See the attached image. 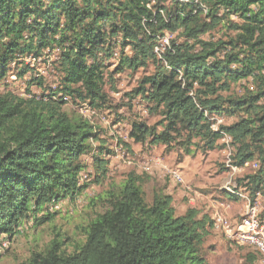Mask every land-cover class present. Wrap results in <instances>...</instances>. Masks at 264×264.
I'll return each mask as SVG.
<instances>
[{"label": "trees", "instance_id": "1", "mask_svg": "<svg viewBox=\"0 0 264 264\" xmlns=\"http://www.w3.org/2000/svg\"><path fill=\"white\" fill-rule=\"evenodd\" d=\"M152 2L0 0V78L12 62H23L19 58L60 49L56 90L44 93L42 79H35L30 83L43 87L41 95H0V241L31 216L37 224L52 220V205L83 192L89 185L80 184L84 154L92 153L97 181L107 175L105 155L113 151L103 144L94 150L98 133L64 109L63 97L108 104L103 66L115 47L108 39L121 32L133 55L122 56L117 70L146 67L152 58L154 71L133 97L143 95L152 112L164 116L160 132L145 121L132 122L135 142L151 136V143L171 144L185 132V145L202 141L213 149L225 132L236 149L233 164L243 166L257 154L264 159V0H172L169 8ZM225 23L233 34L200 38ZM165 31H179L185 41L176 46L172 40V49L158 59L153 42ZM28 72L29 64L22 63L18 74ZM242 79L252 80L254 89L241 96L224 93ZM212 114L238 119L215 130ZM260 172L253 175L254 190L264 179ZM143 181L129 174L107 195L106 210L88 224L86 240L73 252L57 235L45 251H33L20 264H209L203 244L213 221L198 217L193 207L177 215L172 196L163 191L148 203Z\"/></svg>", "mask_w": 264, "mask_h": 264}, {"label": "rangeland", "instance_id": "2", "mask_svg": "<svg viewBox=\"0 0 264 264\" xmlns=\"http://www.w3.org/2000/svg\"><path fill=\"white\" fill-rule=\"evenodd\" d=\"M154 2L155 0L152 5ZM158 4L169 8L172 0H156L155 5ZM203 12L206 14L207 10ZM234 21H237V17H234ZM225 24L227 26L221 24L200 38L217 40L222 36L226 38L227 33L233 34V31L228 29L229 23ZM123 34L121 32L108 39L115 45L112 57L104 58L103 66L108 104L98 107L75 100L69 95L63 97L64 109L73 117L87 120L93 126V131L98 133V140L92 143L94 150L103 144L113 151V154L105 155L109 160L107 175L97 181L92 153L84 154L82 162L85 167L80 172V184L85 182L89 185L76 199L67 198L52 205V211H56L52 220L37 224L35 216H31L19 224L18 232L14 233V236L3 235L0 241V264L22 263L33 251H45L57 235L64 239L67 250L73 252L77 245L86 240L88 224L106 210L107 195L112 190H117L132 173L143 177V188L148 203L152 202L156 191H163L172 196L177 215H182L193 207L198 210V217L207 216L208 222L215 223L214 218L221 215L224 219L227 218V223L233 224L245 216L248 203L253 202L261 204L259 213L264 222V179L261 187L256 189L258 191L254 190L253 183V175L259 171L264 177V159L257 154L245 161L243 166L233 164L236 149L230 134L222 132V137L213 149L203 147L202 141L199 146L185 145V132L181 136L177 135V139L171 144L151 143V136L146 142L138 143L130 136L134 121H145L158 132L165 128V124L162 122L164 116L158 111L152 112L150 102L143 95L133 97L141 79L154 71L153 59H149L146 67L117 70L122 56L133 55V46ZM174 39L177 41L176 46L185 41L179 31H165L154 40V53L158 59H162L164 54L172 49ZM189 42L193 43V40ZM20 60L23 61L21 64L12 62L7 73L0 78V95L8 91L24 98H30L33 94L41 95L43 87L30 83L35 79H42L47 89L44 93L47 94L51 89L56 90L60 86L59 48L46 49L42 56L22 57ZM22 63L29 64V72L24 76L18 74ZM236 67L232 65L233 69ZM249 80L242 79L233 83L231 90L224 93L244 95L246 89H254L252 80ZM58 97L60 95L54 99ZM237 119L238 115L210 116L215 130L220 126H229ZM172 170L181 173L183 183L171 177ZM39 215L43 213L40 212ZM222 231L223 227L218 231L214 224L209 227L204 237L203 250L209 264H264V254L254 246L228 239Z\"/></svg>", "mask_w": 264, "mask_h": 264}, {"label": "built area", "instance_id": "3", "mask_svg": "<svg viewBox=\"0 0 264 264\" xmlns=\"http://www.w3.org/2000/svg\"><path fill=\"white\" fill-rule=\"evenodd\" d=\"M202 9L207 10L206 7H203ZM170 172L171 175H177L180 182L183 183V176L178 170H172ZM259 205L261 204H253V202H249L245 218H241L235 228H227V218L224 219V217L219 215V218L217 219V230L221 231L223 227V234L228 239H237V243L240 240H263L264 245V226H261L259 222L254 220V209H259Z\"/></svg>", "mask_w": 264, "mask_h": 264}, {"label": "bare ground", "instance_id": "4", "mask_svg": "<svg viewBox=\"0 0 264 264\" xmlns=\"http://www.w3.org/2000/svg\"><path fill=\"white\" fill-rule=\"evenodd\" d=\"M31 59V58H30ZM174 180H179V177L177 175H172L171 176ZM248 209V207H247ZM260 210L259 209H254V220L256 222H259V224L261 226H264V223L261 221L260 219ZM246 215V214H245ZM219 218V215L216 216L214 218V221H215V226L217 227V219ZM245 218V216L243 217ZM228 222V221H227ZM237 224H238V221L233 223V224H230V223H227V228H235L237 227ZM234 240V239H233ZM237 239H235L236 241ZM240 242H243V243H247L251 246H254L257 250H259L262 254H264V245H263V240H240Z\"/></svg>", "mask_w": 264, "mask_h": 264}]
</instances>
